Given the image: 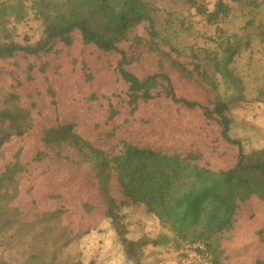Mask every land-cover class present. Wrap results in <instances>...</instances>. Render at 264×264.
Masks as SVG:
<instances>
[{
  "label": "rangeland",
  "instance_id": "rangeland-1",
  "mask_svg": "<svg viewBox=\"0 0 264 264\" xmlns=\"http://www.w3.org/2000/svg\"><path fill=\"white\" fill-rule=\"evenodd\" d=\"M154 1L156 27L180 38V54L153 40L141 25L119 46L128 56L126 70L142 78L163 72L179 98L211 110L222 87L204 61L201 46L205 41L200 35H212L214 27H204L198 18L188 20L180 0ZM168 10L183 22L180 29L174 25L166 28ZM72 34L70 45L57 42L49 53L37 57L18 53L0 62V110L13 106L8 98L13 93L18 95V104L32 108L34 115L32 129L23 138L10 137L0 159V167L22 166L13 182L0 187V264H22L29 254L47 256L61 246L59 262L70 259L87 264L94 259L105 264H184V246L181 250L173 241L161 246L145 243L169 234L127 199L116 177L107 179L104 191L96 173L84 163L82 152L67 144L47 147L42 141L43 128L56 121L71 123L79 136L108 152L115 153L127 142L184 157L194 155L200 165L213 170L232 167L236 151L220 139L219 127L207 121L201 109L188 110L163 95L130 105L127 86L114 71L119 57L84 46L79 33ZM189 45L199 56L200 70L209 72V83L218 84L217 90L195 69ZM255 50L256 59L264 61V46ZM256 98L252 87L246 102L230 106L226 112L232 123L231 136L241 141L246 154L264 149V102ZM9 131L2 124L1 133ZM38 152L44 155L34 160ZM109 199L119 219L107 217ZM57 209L63 211L61 221L46 219L49 211ZM64 226L72 232L66 247Z\"/></svg>",
  "mask_w": 264,
  "mask_h": 264
},
{
  "label": "trees",
  "instance_id": "trees-1",
  "mask_svg": "<svg viewBox=\"0 0 264 264\" xmlns=\"http://www.w3.org/2000/svg\"><path fill=\"white\" fill-rule=\"evenodd\" d=\"M180 3L188 20L198 18L204 27H214L212 35H200L205 41L201 46L204 61L210 65L211 73L219 77L222 87L211 110L179 98L163 72L142 78L126 70L128 56L119 46L141 25L153 40L180 54L177 47L180 38L162 33L156 27L154 0H0V62L18 53L34 57L49 53L57 42L70 45L72 33L77 31L82 45L119 57L114 62V71L127 86L130 105L163 95L188 110L201 109L204 118L219 127L220 139L236 151L232 167L213 170L200 165L194 155L184 157L127 142L121 146L118 143L120 147L115 153L108 152L79 136L74 124L59 121L43 128L42 141L49 148L64 144L78 148L104 191L107 179L116 177L127 199L142 207L169 234L161 235L160 241L145 243L161 246L173 241L182 250L186 243L201 242L211 264H223L222 234L232 228L235 216L247 200L255 197L264 202V149L246 154L241 141L231 136L232 123L226 116L230 106L247 101L252 87L256 101L264 102V61L255 57V47L264 46V0H180ZM176 16L174 11L166 12V28L183 26ZM189 48L202 80L217 90L218 84L209 83V72L200 70L199 56L193 46ZM259 81L262 85L258 86ZM8 98L13 106L0 110V159L10 137L23 138L34 124L32 108L21 107L16 94L8 93ZM2 124L10 129L6 134L1 133ZM43 155L38 152L34 160ZM14 157L17 159L18 153ZM21 169L19 163L13 168L3 164L0 187L13 182ZM62 214L60 209L49 211L46 219L61 221ZM107 217L112 220L120 217L111 199ZM64 229L67 232L63 247H66L72 241V232L66 226ZM60 248L50 250L47 256L29 254L22 264H83L70 259L59 262ZM87 264L105 263L92 259Z\"/></svg>",
  "mask_w": 264,
  "mask_h": 264
},
{
  "label": "crops",
  "instance_id": "crops-1",
  "mask_svg": "<svg viewBox=\"0 0 264 264\" xmlns=\"http://www.w3.org/2000/svg\"><path fill=\"white\" fill-rule=\"evenodd\" d=\"M221 237L223 264H264V202L247 200Z\"/></svg>",
  "mask_w": 264,
  "mask_h": 264
},
{
  "label": "built area",
  "instance_id": "built-area-1",
  "mask_svg": "<svg viewBox=\"0 0 264 264\" xmlns=\"http://www.w3.org/2000/svg\"><path fill=\"white\" fill-rule=\"evenodd\" d=\"M184 251V264H211L206 247L201 242L186 243Z\"/></svg>",
  "mask_w": 264,
  "mask_h": 264
}]
</instances>
